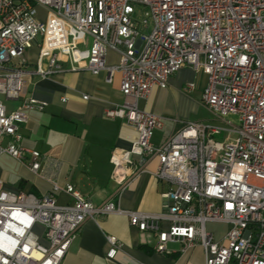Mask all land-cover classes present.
Wrapping results in <instances>:
<instances>
[{
  "label": "built area",
  "instance_id": "built-area-1",
  "mask_svg": "<svg viewBox=\"0 0 264 264\" xmlns=\"http://www.w3.org/2000/svg\"><path fill=\"white\" fill-rule=\"evenodd\" d=\"M109 51L117 65H107ZM101 67L110 84L120 73L123 96L105 117L138 133L130 150L112 155V180L125 188L151 173L169 185L163 211L94 205L72 185L37 197L4 190L0 180V264H62L83 225L111 214L126 215L148 244L155 239L160 255L178 243L182 255L201 247L205 264H264V0H0V156L31 159L33 173L41 168L21 127L28 111L47 103L26 95L27 80L81 70L97 76ZM185 68L205 74L201 104L212 122H185L156 146L154 133L168 118L140 102ZM195 89V82L183 87ZM61 191L72 204L57 203ZM107 241L114 259L122 245Z\"/></svg>",
  "mask_w": 264,
  "mask_h": 264
},
{
  "label": "crops",
  "instance_id": "crops-1",
  "mask_svg": "<svg viewBox=\"0 0 264 264\" xmlns=\"http://www.w3.org/2000/svg\"><path fill=\"white\" fill-rule=\"evenodd\" d=\"M36 53L30 51L28 58L34 60ZM118 63V54L109 51L107 65ZM106 78L107 71L95 76L81 70L65 71L49 79L27 80L26 95L47 103L44 110L28 111V121L21 127L23 146L42 155L41 168L33 173L29 166L31 159L24 165L11 156L1 155L0 180L4 190L43 197L52 192L54 185L62 189L72 185L94 205L113 201L124 212L155 214L163 211L162 195L169 185L158 181L151 173L141 174L125 188L112 180V155L115 151L130 150L138 133L121 119L105 117L107 109L123 103L120 73L115 74L111 84ZM195 78L196 73L185 68L171 78L170 93H166L163 101L160 94L168 89L155 88L147 100L140 102L142 110L168 118L164 128L155 131L154 145H161L183 127L181 119L173 116V103L180 106L191 103L183 87L195 82ZM84 96H88V100H84ZM198 107L207 121L212 122L209 112L202 105ZM168 124L172 125L170 131L164 133L161 140L156 138V132L168 128ZM156 166V162H152L147 168L154 171ZM55 197L61 206L73 202L64 191L56 193ZM107 236H115L122 245L114 259L108 257ZM149 240L147 235L131 227L124 214H111L99 218L98 222L88 220L62 264H205L201 247L182 255L180 244L169 243V254L160 255L153 250L156 240L148 244Z\"/></svg>",
  "mask_w": 264,
  "mask_h": 264
},
{
  "label": "rangeland",
  "instance_id": "rangeland-1",
  "mask_svg": "<svg viewBox=\"0 0 264 264\" xmlns=\"http://www.w3.org/2000/svg\"><path fill=\"white\" fill-rule=\"evenodd\" d=\"M40 12H41V15L43 17L44 14H45V11L41 10ZM195 84H196L195 91L193 93H191V94H187L189 100L191 101V103H188L185 106H180L179 103H177V102L175 104L173 103V107H174V110H175L174 111L175 113H174L173 116L175 118L179 117L181 119V122H180L181 125H183L186 122V120L194 121V122H201V121L207 122V120H209L208 118H206L204 116V113L201 111L200 107H198V106L202 105L201 104V99H202V96H203V88H204V86L206 84V76H205V74L203 72H199V73L196 74ZM167 92L170 93V89H168L167 91H162L161 92V94H160V100L161 101L164 100V97H165ZM209 114H210V112H209ZM168 125H169L168 128L164 129L163 131H160V132L157 131L156 132V138L161 140V138L164 135V133L170 131V129L172 128V125L171 124H168ZM224 137H225V135L223 134L221 136H216V139L217 140H223Z\"/></svg>",
  "mask_w": 264,
  "mask_h": 264
},
{
  "label": "bare ground",
  "instance_id": "bare-ground-1",
  "mask_svg": "<svg viewBox=\"0 0 264 264\" xmlns=\"http://www.w3.org/2000/svg\"><path fill=\"white\" fill-rule=\"evenodd\" d=\"M102 71H107V74H108V67H101V72Z\"/></svg>",
  "mask_w": 264,
  "mask_h": 264
}]
</instances>
